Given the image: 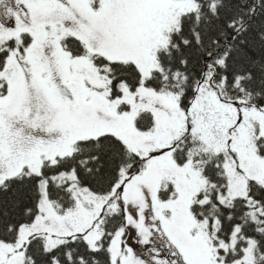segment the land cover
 <instances>
[{"label":"snow or ice","instance_id":"6c2138e0","mask_svg":"<svg viewBox=\"0 0 264 264\" xmlns=\"http://www.w3.org/2000/svg\"><path fill=\"white\" fill-rule=\"evenodd\" d=\"M0 264H264V0H0Z\"/></svg>","mask_w":264,"mask_h":264}]
</instances>
